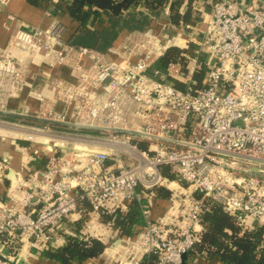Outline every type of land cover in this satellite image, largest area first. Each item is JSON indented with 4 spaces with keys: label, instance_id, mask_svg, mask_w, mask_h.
Here are the masks:
<instances>
[{
    "label": "built area",
    "instance_id": "1",
    "mask_svg": "<svg viewBox=\"0 0 264 264\" xmlns=\"http://www.w3.org/2000/svg\"><path fill=\"white\" fill-rule=\"evenodd\" d=\"M192 3V23L150 34L118 60L71 44L59 20L11 31L0 48V103L26 85L28 59L67 65L75 81L55 86L53 105L30 92L39 101L33 118L42 123L11 122L29 142L28 158L15 172L3 171L7 158L0 161V176L10 180L0 200V264H26L25 246L40 254L68 235L92 237L80 233L82 225L99 240L103 226L118 233L104 216L175 180L192 189L189 203L174 209L170 197L164 216L154 219L143 209L144 226L116 241L120 264L148 256L152 264H183L203 230L204 197L220 204L240 234L264 224V162L257 161L264 160V0ZM172 46L183 50L184 61L156 67ZM164 165L179 179L164 177ZM240 170L245 175H236ZM177 218L182 225L173 223Z\"/></svg>",
    "mask_w": 264,
    "mask_h": 264
},
{
    "label": "trees",
    "instance_id": "2",
    "mask_svg": "<svg viewBox=\"0 0 264 264\" xmlns=\"http://www.w3.org/2000/svg\"><path fill=\"white\" fill-rule=\"evenodd\" d=\"M33 5H39L47 0H28ZM61 13H67L76 29L69 41L74 46H85L100 52L105 51L121 31V29L139 30L146 28L150 14H158L161 9L169 6L170 23L180 27L181 23H192L193 0H188L184 5V11L179 12L183 0H58ZM216 1V0H213ZM139 7L146 10L138 9ZM107 18L108 24L100 29L93 27L95 21ZM182 49L172 46L155 62V66L164 69L169 62L184 61L181 55ZM193 54V47L187 50ZM204 76L201 70L195 74L200 81ZM170 80V79H169ZM172 80V79H171ZM170 80V81H171ZM173 81V80H172ZM176 86L181 87L178 81H173ZM11 119H19L9 116ZM26 120V119H23ZM21 143H27L20 141ZM45 159H40L38 168L44 165ZM161 174L168 179H177L176 174L170 167L160 166ZM183 185H186L184 182ZM150 198H141L140 201L131 200L128 209L124 212H115L114 215L104 216L105 220H112L122 236H132L145 224L143 209L150 211V218L154 219L165 212L169 205L171 192L164 186L151 187L145 190ZM197 198L203 194L195 192ZM208 207L201 215L203 230L200 239L193 248L186 253L183 264H192L201 257L208 262L217 264H264V224L257 225L253 229L240 234V228L234 219L228 215L220 206L209 198H203ZM152 212V215H151ZM105 244L94 237L66 236L65 243L54 249H45L40 256L49 260L69 264L73 261L81 262L88 258H97L103 252ZM153 258L148 256L145 264H152ZM144 264V263H143Z\"/></svg>",
    "mask_w": 264,
    "mask_h": 264
},
{
    "label": "crops",
    "instance_id": "3",
    "mask_svg": "<svg viewBox=\"0 0 264 264\" xmlns=\"http://www.w3.org/2000/svg\"><path fill=\"white\" fill-rule=\"evenodd\" d=\"M188 0H183V4L179 9V12L184 11V5ZM59 1L47 0L41 2L39 5H33L28 0H8L5 5L0 6V48L4 47L8 40L11 31L18 29H26L30 26H39L42 28L49 27L54 20L61 21L67 28L65 38L69 41V37L72 36L76 29V23L73 22L71 17L65 12L61 13L58 7ZM60 4V3H59ZM138 9L149 11L145 8L139 7ZM170 11L169 6L161 9L158 14H150L149 22L146 28L142 31L128 30L126 28L121 29L111 45L103 52L97 51L105 59L118 60L121 56H127L128 53H135L138 51L137 44L143 39L147 38L150 34H156L162 36L163 34L173 33V25L169 19ZM108 24L107 18L102 17V21H95L93 27L100 29ZM70 42V41H69ZM71 43V42H70ZM85 47V46H84ZM88 48V47H87ZM91 49V48H90ZM93 50V49H92ZM134 57V56H133ZM85 66L89 65L87 59L83 60ZM25 79L26 85L20 91L17 96L5 97L4 102L0 103V116L9 117L16 116L19 119L28 123H37L33 118L34 113L38 109L39 101L30 92L43 93L49 99V102L53 105L57 101L56 94L54 92L55 86L58 84L70 83L75 81V76L67 65H58L53 68L48 67L41 59L30 60L28 59L26 65ZM57 108L62 106L56 105ZM10 118V117H9ZM42 123V121H38ZM6 134L0 133V161L3 158L8 159V163L3 166V171L6 172L7 168L11 171H18L22 169L28 156L25 151L26 145H21L19 140L6 137ZM24 141V140H23ZM30 153V152H29ZM9 176L1 174L0 176V200H6V191L9 186ZM152 215V212H151ZM164 216L161 214L156 217ZM78 218L77 214L72 216ZM77 224V223H76ZM80 225V224H78ZM103 236L100 237L103 243L108 245L103 252L97 258H88L84 261H73L69 264H120L116 258L118 252H120V245L116 244V241L120 235L116 232H112L109 227H102ZM82 235L97 237L98 232H92L87 230L85 226H81ZM65 243L60 242V246ZM22 260L26 264H63L53 260L43 258L37 254L33 249L29 250L26 246L21 251ZM147 257H144L140 264H145ZM204 258H200L193 261L192 264H217L215 262H208Z\"/></svg>",
    "mask_w": 264,
    "mask_h": 264
},
{
    "label": "rangeland",
    "instance_id": "4",
    "mask_svg": "<svg viewBox=\"0 0 264 264\" xmlns=\"http://www.w3.org/2000/svg\"><path fill=\"white\" fill-rule=\"evenodd\" d=\"M199 1V0H198ZM174 30V29H173ZM174 33V31H173ZM171 33V34H173ZM178 45L179 46H183V41L182 40H178ZM1 120H3L4 122L2 123ZM15 120V121H14ZM11 122H23L21 120L18 119H11V118H3L0 116V133H4L11 139H16L17 141H23L22 136L24 135L23 132L19 131L18 129H16L15 127H13L11 125ZM23 142H27L21 145H29L28 141H23ZM172 172H174L176 175V178L179 179L178 174L176 173V171L172 170ZM234 170H228V173H231ZM236 175H245V172L243 170H240L239 172H236ZM170 181V180H169ZM177 183V184H176ZM181 183V184H180ZM178 182L175 180V184H168L167 182H164L165 185H169V191L171 192V199H173V204H174V209H176V207H178L179 209L182 208V206H186L189 203V199H190V195L192 194V189L189 186H184V182ZM171 188V189H170ZM172 203V201H171ZM170 220V219H169ZM173 223L177 224V225H182L183 222H181V220L179 218L174 219Z\"/></svg>",
    "mask_w": 264,
    "mask_h": 264
},
{
    "label": "water",
    "instance_id": "5",
    "mask_svg": "<svg viewBox=\"0 0 264 264\" xmlns=\"http://www.w3.org/2000/svg\"><path fill=\"white\" fill-rule=\"evenodd\" d=\"M252 160H255V159H252ZM257 161H260V162H264V160H257ZM3 252L6 254L7 253V250H3ZM185 259H186V253L182 255V263L185 262Z\"/></svg>",
    "mask_w": 264,
    "mask_h": 264
}]
</instances>
